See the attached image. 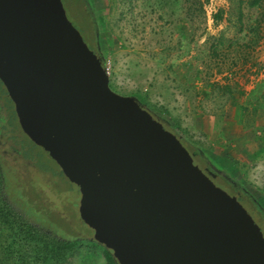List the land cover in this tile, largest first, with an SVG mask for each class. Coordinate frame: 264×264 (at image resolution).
<instances>
[{
    "label": "water",
    "instance_id": "1",
    "mask_svg": "<svg viewBox=\"0 0 264 264\" xmlns=\"http://www.w3.org/2000/svg\"><path fill=\"white\" fill-rule=\"evenodd\" d=\"M0 81L118 264H264L252 216L137 97L111 89L61 0H0Z\"/></svg>",
    "mask_w": 264,
    "mask_h": 264
},
{
    "label": "rangeland",
    "instance_id": "2",
    "mask_svg": "<svg viewBox=\"0 0 264 264\" xmlns=\"http://www.w3.org/2000/svg\"><path fill=\"white\" fill-rule=\"evenodd\" d=\"M61 1L111 89L137 97L264 209V0ZM0 164L2 196L46 234L20 231L0 203V264H110L111 250L79 219L78 187L22 131L1 82ZM242 198L264 235V217ZM49 235L76 241L61 249Z\"/></svg>",
    "mask_w": 264,
    "mask_h": 264
},
{
    "label": "trees",
    "instance_id": "3",
    "mask_svg": "<svg viewBox=\"0 0 264 264\" xmlns=\"http://www.w3.org/2000/svg\"><path fill=\"white\" fill-rule=\"evenodd\" d=\"M186 1H189V0H186ZM260 2H261V0H248L247 4L249 6H255V5L260 4ZM200 5L202 7V4H200ZM187 8L189 11L187 14L190 16L191 9H190V7H187ZM102 63L104 65V62H102ZM141 105L143 106L142 103H141ZM158 118L161 121H163L161 119V117L158 116ZM187 148H188L189 152L193 155V157L198 160V163L202 167H204V166L211 167L210 166L211 161L205 155H203V153L198 148H196V147L189 148L188 146H187ZM4 173L5 172L1 168V164H0V196H2V191H4V187H3ZM222 173L224 175H227V176L222 175V177H220V179H219L220 183L228 186L234 193L236 191H238L240 193L238 195V199L243 200L242 197L245 196L247 198V200L258 210V212L261 214V216L264 217V209L258 204V201H256L255 199L253 200L252 197L249 194H247L245 190H243L241 188L242 186L236 180H234L232 177H230L227 173H225V172H222ZM7 198H8V196L6 193L3 194L2 197H0L1 209L4 210L11 218H13V220L15 221L14 223L16 224V227L20 231L21 230H24V231L28 230L32 234L46 236L45 232L43 230H41V227L39 225L37 226L34 221L29 219L28 215L24 211H22L19 207L15 206L14 203L10 199H7ZM48 238L50 239V241L52 243H54L55 245H57L61 249L72 248L74 245V242L76 241L74 238H63L60 236L57 237V236H53V235H49ZM107 251L109 252L110 250H107ZM108 260H109L110 264H118L116 259L113 257V255L110 254V252L108 254Z\"/></svg>",
    "mask_w": 264,
    "mask_h": 264
},
{
    "label": "flooded vegetation",
    "instance_id": "4",
    "mask_svg": "<svg viewBox=\"0 0 264 264\" xmlns=\"http://www.w3.org/2000/svg\"><path fill=\"white\" fill-rule=\"evenodd\" d=\"M96 53H97V51H96ZM98 56H100L99 54H97ZM2 83V82H1ZM2 86H3V84H2ZM3 88H4V90H6L5 89V87L3 86ZM6 94H7V92H6ZM8 95V94H7ZM9 97V96H8ZM211 167H208V166H204V167H202V170L206 173V174H208L209 175V177H211V179L212 180H214V179H220V177H222V175H224L223 173H222V171H219V170H217L216 168H213L212 167V165H210ZM224 176H227V175H224ZM227 178V177H226ZM243 190H245L243 187H241ZM246 191V190H245ZM247 193V192H246ZM231 195H235L236 197H237V199H238V195L240 194L238 191H236L235 193L234 192H232V193H230ZM253 199V198H252ZM254 200V199H253Z\"/></svg>",
    "mask_w": 264,
    "mask_h": 264
}]
</instances>
